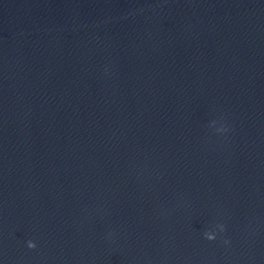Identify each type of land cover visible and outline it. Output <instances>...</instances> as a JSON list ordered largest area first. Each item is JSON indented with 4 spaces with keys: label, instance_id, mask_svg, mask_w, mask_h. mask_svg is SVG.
Instances as JSON below:
<instances>
[{
    "label": "water",
    "instance_id": "95a60500",
    "mask_svg": "<svg viewBox=\"0 0 264 264\" xmlns=\"http://www.w3.org/2000/svg\"><path fill=\"white\" fill-rule=\"evenodd\" d=\"M0 264H264V0H0Z\"/></svg>",
    "mask_w": 264,
    "mask_h": 264
},
{
    "label": "clouds",
    "instance_id": "9594fccd",
    "mask_svg": "<svg viewBox=\"0 0 264 264\" xmlns=\"http://www.w3.org/2000/svg\"><path fill=\"white\" fill-rule=\"evenodd\" d=\"M208 239H213V237H208ZM28 246H29L30 248H34L36 245H35V242H33V241H28Z\"/></svg>",
    "mask_w": 264,
    "mask_h": 264
}]
</instances>
